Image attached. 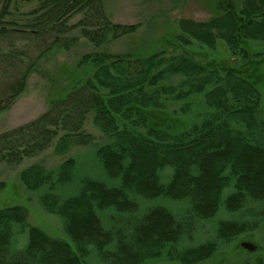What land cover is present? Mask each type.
<instances>
[{"label":"trees","instance_id":"16d2710c","mask_svg":"<svg viewBox=\"0 0 264 264\" xmlns=\"http://www.w3.org/2000/svg\"><path fill=\"white\" fill-rule=\"evenodd\" d=\"M10 1L0 0V38L27 36L38 41L46 35L51 42L42 49L37 46L34 56L9 44L7 56L12 61L7 67L18 73L11 74V82L0 93V111L23 91L41 57L53 48L68 47L70 42L60 38L73 27L66 24L67 16L86 11L88 25L96 28L83 35L96 45L105 43L110 34L117 37L134 29L108 21L95 23L102 0H40L26 14L28 21L17 26L15 20H6L12 16ZM177 27L174 39L179 44L195 41L213 50L221 41L232 56L247 61L252 53L244 41L264 43V0H239L237 7L216 11L210 19H182ZM83 66L85 71L81 69L70 90L51 102L47 112L0 134V162L15 164L44 151L58 131L63 133L54 151L60 155L71 146L92 145L93 138L82 128L91 114L106 140L95 150V159L118 185L83 178L74 195L59 201L55 190L71 179L73 159L62 161L55 173L40 164L23 169L20 182L28 192L44 189L39 202L62 219L66 237H51L28 225L21 205L0 208V264H84L89 247L103 264L158 259L197 264L251 229L235 219L219 221L214 240L180 247L182 241H192L200 222L214 219L220 210L235 214L252 202L264 206V97L250 77L237 73L236 67L203 64L164 51L142 57L88 54L76 64V68ZM198 96L204 104L200 113L192 108V99ZM171 102H179L172 118L199 117L183 128L150 120V110L162 112ZM166 168L172 174L162 183L159 174ZM227 188L232 191L222 199ZM132 196L182 201L186 208L174 215L155 206L136 220L138 205ZM100 212L121 218L105 227ZM123 221L128 222L123 223L126 229ZM23 227L27 243L22 250L12 251L13 239Z\"/></svg>","mask_w":264,"mask_h":264},{"label":"rangeland","instance_id":"374dc122","mask_svg":"<svg viewBox=\"0 0 264 264\" xmlns=\"http://www.w3.org/2000/svg\"><path fill=\"white\" fill-rule=\"evenodd\" d=\"M40 0H13L10 1V11L12 16L6 19L15 20L17 26L26 23L29 19L26 14L37 8ZM103 6L100 17L93 19L95 23L102 21L113 24L134 26L133 30L125 35L114 37L110 34L107 41L96 45L90 41L83 33L86 30H95L92 23L88 25L87 12H74L67 16V25L72 29L61 35L64 42L70 43L67 48H53L44 57L40 58L36 68L28 75L23 91L13 101L11 106L0 111V134L9 132L17 127L34 121L39 116L47 112L51 102L64 97L70 90L71 82L80 72L85 71L86 66L76 68L81 57L100 53L108 55H130L131 57L147 56L154 52L164 51L167 54H185L192 59L203 64H215L226 67H236L237 73L246 75L257 85L258 90L264 97V43L254 41H244L248 46L250 55L247 61L237 56H232L225 44L219 41L215 49L210 50L199 43L192 41L190 45H182L175 41V36L179 33L177 23L179 20L188 19L193 21H205L214 16L219 11L238 6L239 0H102ZM219 9V10H218ZM103 19V20H102ZM84 21L86 24L84 25ZM92 22V21H91ZM80 23V24H79ZM100 39V38H99ZM71 40V41H70ZM14 43V47L25 48L26 55L34 56L37 46L45 48L51 42V38L44 35L42 40H33L31 37L21 39L0 38V93L11 82L12 75L9 60L8 46ZM42 43V44H41ZM32 51V54H31ZM261 53V57L255 54ZM263 53V55H262ZM31 54V55H30ZM31 59V57H30ZM9 60V61H8ZM27 61V60H26ZM211 66V65H210ZM82 69V70H81ZM11 76V80L9 77ZM192 108L200 113L203 107L201 97H194ZM171 107V108H170ZM179 102L168 103L167 108L162 112L150 110L148 112L150 120L154 123L171 122L176 127L183 128L186 123H192L199 117L194 114L181 119L172 118V112H176ZM195 112V113H196ZM175 122V123H174ZM83 132L91 135L92 145L71 146L65 154H58L54 151V145L63 132L58 131L51 145L44 151L35 153L33 156L24 157L15 164L0 162V208L15 205L23 206L27 213V224L35 226L51 237L65 238L63 231V221L55 214L48 213L39 202L44 189L28 192L19 180V173L32 164H40L46 170L55 173L57 166L69 158L74 160L72 177L68 182L56 187V194L60 200L74 195L83 178L100 180L109 187L118 185V180H109L99 161L95 159V150L106 140L102 133L93 125L92 115L88 114L83 123ZM172 170L166 168L159 174L162 183L169 180ZM232 189L227 188L222 193V199L231 193ZM137 202L135 219H139L142 214L155 206L167 208L172 214H181L186 208L182 201H173L166 198L156 200H143L137 196H132ZM263 204L252 202L244 210L235 214H229L223 210L218 211L214 219L199 223L192 241H182L180 247H189L204 244L214 240L216 237V225L219 221L237 220L249 225L251 229L237 236L230 242L229 246L222 245L213 253L210 259L197 264H264V211ZM105 227L110 226L113 219L118 220L119 216H114L108 212L98 214ZM112 216V219L110 218ZM123 220V219H122ZM123 223H128L123 221ZM124 226V227H123ZM122 228L126 229L123 225ZM21 233H17L13 239L12 251L22 250L26 245L27 232L25 227ZM127 233V230H126ZM247 241L257 246V250L249 252L240 247V242ZM84 264H103L96 251L88 248V253L84 259ZM145 264H181L167 261L165 259L151 260Z\"/></svg>","mask_w":264,"mask_h":264},{"label":"water","instance_id":"95a60500","mask_svg":"<svg viewBox=\"0 0 264 264\" xmlns=\"http://www.w3.org/2000/svg\"><path fill=\"white\" fill-rule=\"evenodd\" d=\"M239 245L241 248L249 252H253L257 250V246L252 244L251 242L243 241V242H240Z\"/></svg>","mask_w":264,"mask_h":264}]
</instances>
